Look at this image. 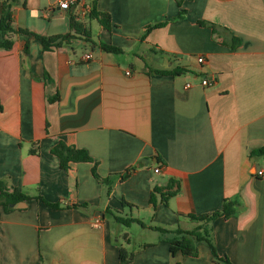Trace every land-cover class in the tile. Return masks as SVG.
I'll list each match as a JSON object with an SVG mask.
<instances>
[{"label": "crops", "instance_id": "crops-1", "mask_svg": "<svg viewBox=\"0 0 264 264\" xmlns=\"http://www.w3.org/2000/svg\"><path fill=\"white\" fill-rule=\"evenodd\" d=\"M60 1L15 0L14 25L64 34L72 14L94 41L122 51L81 37L44 49L20 33L0 49V180L31 197L20 208L0 205V264H120L129 226L109 209L143 221L133 216L140 207L153 208L140 225L149 239L128 250L126 264H215L206 242L195 256L172 254L150 226L192 230L200 222L190 214L219 210L226 198L240 205L209 225L217 253L264 264V174H256L264 155L253 154L264 148V0H69L66 10ZM93 7L109 13L111 31L89 17ZM175 68L185 71L155 72ZM60 141L92 162L62 169L51 152ZM155 187L174 194L165 203L157 194L154 208Z\"/></svg>", "mask_w": 264, "mask_h": 264}, {"label": "trees", "instance_id": "trees-1", "mask_svg": "<svg viewBox=\"0 0 264 264\" xmlns=\"http://www.w3.org/2000/svg\"><path fill=\"white\" fill-rule=\"evenodd\" d=\"M15 0H2L1 4V12H0V49H10L13 45L12 35L13 34H23L27 37L33 35L36 38L40 40V42L43 45L44 49H49L51 47H59L64 44H67L70 40L76 37H81L84 41L90 42L92 45L97 46L101 50H104L106 52H121L122 49L112 43H106L101 40L94 41L92 39V34L89 29V27L84 26L81 22H78L74 16L71 14L69 18V26L70 31L73 32H66L64 34H58V35H50V36H44L40 34L33 33L29 31L26 28L22 27H16L14 25L13 21V5ZM178 4H180V0H177ZM183 16V11H181L178 14V18H181ZM90 18H96L97 21L102 25L104 29L107 31H111L112 29V22L111 17L109 13L97 11L94 7L89 12ZM166 23L164 22H158L152 25H149L146 27L142 34V38L145 37L147 32L156 27L163 26ZM200 23L205 24L204 21H201ZM213 25V24H212ZM239 41L235 40L231 43L238 44ZM28 41H25L24 50L28 51ZM180 70V71H179ZM185 70L175 68L173 70H155L157 73H171V74H177L179 72H183ZM32 152H35L36 149L32 148ZM51 152L57 156L59 160V165L62 169H67L70 163L73 162H92L91 156L87 153L86 150L77 148L75 146H69L65 144L63 141L58 142L51 148ZM254 155H264V148H260L258 150H255L253 152ZM133 167L126 169L125 172L120 173L118 178L120 180H124L128 177L130 172L132 171ZM95 176H98L95 172V168L92 169ZM103 183H106L110 185L112 183V180L110 178H103ZM167 189L165 192L161 190V188H153L150 197H149V203L152 207H156L157 202V194H160V200L161 202L165 203L167 197L174 194V191H168ZM38 198H42L41 196H37ZM31 197L23 192H20L16 188H12L11 190L7 186L6 182L3 180H0V205L3 207L4 210H10L12 209L11 204L17 203L19 201H27ZM46 204H48L51 207L57 208L58 205L53 203H48L44 201ZM122 204L125 206H131L130 203L122 200ZM238 200L226 198L223 201L222 208L219 210H215L213 212L204 213V214H190L189 217L191 219H194L196 221H199V225H197L192 230H184L180 228V226H176L175 228H166L162 226H150L151 229L157 231L158 233L162 234V236L168 241L169 243V250L172 254H175L176 252H181L186 255L195 256L197 254V247L196 243L199 241L206 242L209 247L210 251L212 253V256L214 258L215 264H232L229 259L226 256H220L211 240V228L209 227L210 223L216 218V217H230L232 215H235L238 211L239 207ZM111 215L113 216L114 220L118 223H121L125 226H130L132 223L136 222L141 226H144L142 220L131 217V216H123L118 211L109 209ZM133 258V253L128 252V250L125 247L119 248V259L120 264H126L130 262Z\"/></svg>", "mask_w": 264, "mask_h": 264}, {"label": "rangeland", "instance_id": "rangeland-1", "mask_svg": "<svg viewBox=\"0 0 264 264\" xmlns=\"http://www.w3.org/2000/svg\"><path fill=\"white\" fill-rule=\"evenodd\" d=\"M91 30H92V33L97 36L98 24L96 23V21H92ZM152 214H153V208H152L151 213H148L147 209L144 210V208H141V207L139 211L133 210V216L144 218L143 221L145 222H148L149 220L152 219ZM156 224L157 223H155V225ZM125 230L129 233V236L131 238L130 244L125 243L121 239V242L123 243V245L126 247L127 250H129L131 247H137V245L140 244L142 241H146L147 239H149L148 236H142L143 235L142 233L144 232H142L141 226L135 222L132 223L129 227H126Z\"/></svg>", "mask_w": 264, "mask_h": 264}, {"label": "built area", "instance_id": "built-area-1", "mask_svg": "<svg viewBox=\"0 0 264 264\" xmlns=\"http://www.w3.org/2000/svg\"><path fill=\"white\" fill-rule=\"evenodd\" d=\"M70 3H71V2H70L69 0H61V1L59 2V8L66 10V9L69 8ZM91 57H92L91 52L85 53V54L83 55V59H85V60H88V59H90ZM203 60H204L203 56H199V57H198V62H203ZM201 84H202V85H208V84H209V79H208V78H203V79L201 80ZM185 85H186V86H189L190 84H189V83H186ZM159 169H160V168H159V166H158V167H156V168L154 169V171H155V172H159ZM256 174H257L258 176H262V175L264 174V169H260V170H258V171L256 172ZM95 224H96V225L99 224V220H98V219H96Z\"/></svg>", "mask_w": 264, "mask_h": 264}, {"label": "water", "instance_id": "water-1", "mask_svg": "<svg viewBox=\"0 0 264 264\" xmlns=\"http://www.w3.org/2000/svg\"><path fill=\"white\" fill-rule=\"evenodd\" d=\"M23 206H25L24 201H19L17 203H12L11 204V207H13V208H20V207H23Z\"/></svg>", "mask_w": 264, "mask_h": 264}]
</instances>
